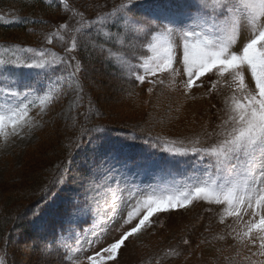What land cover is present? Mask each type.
Wrapping results in <instances>:
<instances>
[{
    "label": "snow or ice",
    "instance_id": "1",
    "mask_svg": "<svg viewBox=\"0 0 264 264\" xmlns=\"http://www.w3.org/2000/svg\"><path fill=\"white\" fill-rule=\"evenodd\" d=\"M61 4L72 11L67 0ZM0 22L39 23L52 29L39 33L45 44L64 46L63 55L0 46V151L31 140L69 90L75 110L84 108L71 117L76 135L69 143L73 156L85 145L89 155L76 171L68 157L50 182L70 192L53 239L36 245L44 261L55 255L57 264H109L125 241L153 227L154 217L202 202L228 229L216 239L231 237L251 253L246 264H264V0H113L96 17L76 11L55 27L21 16L0 15ZM94 37L114 38L122 50ZM93 58L113 68V91L129 98L147 84L149 96L162 86L186 99H217L215 122L190 137L153 136L141 127L142 135L113 139L95 123L103 113L85 84ZM195 89L204 91L198 97ZM168 115L169 122L180 119ZM136 142L155 151L133 153ZM116 232L119 238L105 243ZM0 264H8L4 252Z\"/></svg>",
    "mask_w": 264,
    "mask_h": 264
},
{
    "label": "rangeland",
    "instance_id": "2",
    "mask_svg": "<svg viewBox=\"0 0 264 264\" xmlns=\"http://www.w3.org/2000/svg\"><path fill=\"white\" fill-rule=\"evenodd\" d=\"M69 1L72 11L67 12L63 18L58 15L56 20L53 19L56 24L71 19L76 11H85L86 18H93L99 12L107 11V8L101 7L103 5L93 4L86 9L77 0ZM107 1L112 4L110 0ZM4 17L7 20L13 19L9 16ZM72 22L75 21L72 20ZM94 38L105 41L103 37ZM108 41L106 40L105 43ZM110 41L115 44L112 39ZM6 45L18 44H0V46ZM23 47H29V45ZM34 47H45L61 55L64 54V46L56 40L52 45H47L42 41ZM107 47L109 48V46ZM118 47L121 51L119 44ZM96 64L90 69L91 79L85 84H87V90L92 93L97 107L103 113L102 117L95 119V123L103 124L110 130L119 127L129 133L135 131L137 135H142L140 128L143 127L151 128L153 136L159 134L169 138H182L194 136L193 134L201 131L205 122H215L216 120L214 115L216 109L211 107L212 104L219 106V102L215 98L186 99L182 93H172L162 86L157 87L156 91L149 96L146 91L147 84L141 86V89L135 88L139 95L129 98L123 93L118 94L113 91V87L117 83L113 77V68L107 69L102 63ZM91 81H95V84L92 85ZM96 89L101 90L97 91ZM203 91V89H195L194 93L199 97ZM161 92L163 95H160ZM74 100L75 93L69 90L56 106L55 111L45 118L46 126L37 130L31 140L17 141L16 145L5 151H0V203L2 205L7 201H12L13 207L19 213L21 208L27 205V199L31 198L30 193L42 188L37 184L45 179L48 181L51 174L54 177L57 174V166L68 157H72L70 167L74 171L83 168L85 158L89 155L87 145L73 156L74 149L69 143L75 137L71 128V117L77 111L82 112L83 109L75 110ZM180 105L183 107L177 113L175 109ZM154 112L159 115L154 117ZM169 112H171V117L179 115L180 119H172L169 122ZM156 118L163 119L166 123L158 124ZM154 119L156 120L154 121ZM209 127L211 128V124ZM129 133L127 135H130ZM110 136L113 139H119L116 135L110 134ZM136 145L137 143L134 144V146ZM65 154L67 155L66 159ZM158 155L161 154L158 153ZM164 155L166 154L164 153ZM51 185L50 183L49 187L45 188V190L47 189L45 195L51 190ZM69 192L70 186H65L63 189L57 188L52 195H48L50 197L47 202L40 206L38 216L27 214L28 217L33 218L32 231L38 236L44 234V238L49 243L53 239V234L59 229L60 213ZM208 207L201 202L187 210L159 214L156 219L153 218L155 221L153 227L142 232L138 237H130L128 241H125V244L118 250L117 258L109 261V264H246L243 257L251 255L247 249H241L231 237L226 240L216 239L218 235H227L228 229L219 223V218L215 213L206 211ZM7 214L6 212L2 213L1 218L7 219ZM14 214H12L13 218ZM23 229H26V226L22 224L21 228L16 229L17 233H11L6 244L0 240V252L7 254L10 263L57 264L55 255L46 261L42 259L41 251L36 247V242L39 239L35 238L36 242H32L31 238L25 235ZM118 238L119 232L113 233L106 238L105 243H111ZM183 239H188L190 244L184 245ZM40 241L42 243V240ZM175 252H179L180 255L165 257V253Z\"/></svg>",
    "mask_w": 264,
    "mask_h": 264
},
{
    "label": "trees",
    "instance_id": "3",
    "mask_svg": "<svg viewBox=\"0 0 264 264\" xmlns=\"http://www.w3.org/2000/svg\"><path fill=\"white\" fill-rule=\"evenodd\" d=\"M77 1L80 3L81 6L83 5L86 9L89 8V5L93 6V4H96V5H107V7H106L107 10H110L112 7V4H113V0H110L112 2V4H110L107 0H77ZM115 2H119V0H115ZM34 3H36V0H0V15L9 16V17H13V18H14V16H21L24 18H30L31 20H35V21L43 20L45 22V24H52L53 27H55L56 22L53 21V19L56 20L58 17L63 18L64 15L66 14V12L63 8V5L58 0H55V1L42 0L41 3L36 4L35 8L26 7V6L32 5ZM107 3H109V4H107ZM70 7H71V5L69 6V8ZM58 15H60V16H58ZM51 30L52 29H49V28H47L44 25H41L39 23H37V24L13 23L11 25H8V24H4V23L0 22V44L17 43L18 45H22V46H28L29 45V47L30 46L34 47V46H36L42 42V39H41L39 33H41L42 31L48 32ZM112 40L115 42V44L113 42H111L110 40L108 41V43H105V44H107V46H109V48H111L112 51H117V50L119 51V47H118V44L116 43L115 39L113 38ZM101 41H103V40L101 39ZM33 42H35L37 44H34ZM96 63H100V62L98 60H96L95 58H93L92 64L97 65ZM103 64L105 67H107V69H109V68L111 69V67L108 64H106V63H103ZM86 86H87V84H86ZM133 87H135V85H133ZM138 89H141V87H139ZM157 95H158V93H157ZM160 95H163L162 92L160 93ZM82 111H84V108L82 109ZM154 114H155L154 117H157V115H159L157 112H154ZM156 119H154V121ZM114 128L123 134L129 133L128 131L123 130L124 128H119V127H114ZM131 133L132 132H130L129 134H131ZM198 133H199V131H198ZM73 134L76 135L75 132ZM193 135H195V134H193ZM66 158H67V155H66L65 159ZM52 177H53V175L51 174L48 181H47V179H45L47 182L44 180L45 182L43 181V182H39L37 184V186L39 185L38 187H42V188H40L38 191L36 190V192L30 193L31 198L27 199V201H26L27 205L22 207L19 213L17 212L18 210L17 209L15 210V208L13 207L12 201H7V202L3 203L4 205H2L0 203L1 204L0 205V240H3V242H4V243L2 242L3 244L8 243V240L10 239L11 233L17 231L16 229L21 228L22 224L26 226V229H23V232L25 233V235L29 236L31 238L32 242H36L35 238L39 239L36 242V244L37 245L41 244L40 240H42V238L44 239L45 235L43 234V235L38 236L37 234H35L31 230V224L30 223L32 222L33 218L31 216L28 217V215L33 216L34 212H38V210H39L38 206L41 205L42 203H44V200H45V197H44L45 191L44 190H45V188L49 187V184L52 181L51 180ZM7 211H8V214H7ZM4 212H6V214L8 215L7 219L1 218V215ZM12 214L15 215L14 218L12 217L13 216ZM15 233H17V232H15ZM18 233H20V232H18ZM38 249L39 248H37V250ZM6 258L8 260V263L11 264L10 259L7 256V254H6ZM239 264H242V263H239Z\"/></svg>",
    "mask_w": 264,
    "mask_h": 264
}]
</instances>
